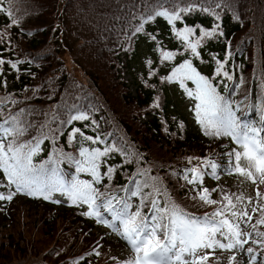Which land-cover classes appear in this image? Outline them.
Wrapping results in <instances>:
<instances>
[{
    "label": "trees",
    "instance_id": "trees-1",
    "mask_svg": "<svg viewBox=\"0 0 264 264\" xmlns=\"http://www.w3.org/2000/svg\"><path fill=\"white\" fill-rule=\"evenodd\" d=\"M143 2L152 7L157 2L165 8L170 5V0ZM0 3L8 7L9 0H0ZM12 3L13 13L21 19L24 31L9 28L11 43L6 39L5 44L0 45V56L20 62L19 70L4 65L0 74L14 90H6L7 87L0 84V99L11 95L16 101L0 105L5 114L0 115V120L5 119L9 111L16 114L23 109L20 119L31 125L25 138L36 136L39 126L46 124L59 129L55 148L72 152L77 158L81 146L79 137L72 144L67 139L72 127H80L88 135H99L108 145L139 153L143 158L142 166L151 169L150 175L162 178L171 199L197 216L211 213L217 205L201 206L191 200L190 193L186 195L189 186L171 173L174 170L179 174L189 167L187 157H209L219 165L217 178L211 176V169L206 170L204 177V187L216 189L211 198L220 201L223 189L233 199V210L246 201V184L238 181L236 173L225 171L227 153L242 149L231 137L204 135L200 124L197 129L190 127L171 109L170 94L173 88H179V83L163 81L160 77L167 76L178 61H161L160 52L143 33L131 39L130 49L127 47L122 32L128 31L131 37L130 25L139 23L140 11H147L140 8V0H12ZM133 4L137 6L135 20L132 19ZM8 21L5 14H0V33ZM193 21L210 27L212 17L197 11L187 17V22ZM220 24L226 39L206 41L200 59L193 58V64L213 80L218 92L232 101L242 121L264 128V112L261 111L264 106V0H232L231 7L221 12ZM177 26L182 24L177 22ZM144 27L158 36L166 50L179 47L180 42L170 34L164 17H155ZM121 44L124 47H118ZM123 51L126 52L125 65L121 60ZM140 51L144 61L138 68L135 61ZM213 57L224 62V70L232 75V80L215 73ZM121 67H127L137 81L136 97L131 96L121 80ZM150 68L157 74L148 76ZM187 87L194 89L195 85L189 81ZM157 97L160 107L153 108ZM77 109L89 113L90 119L61 126L60 121L66 120L69 112L75 114ZM144 114L153 117L149 124L141 123L140 117ZM92 120L96 121L95 125H91ZM85 123L90 126L83 128ZM83 146L103 148L105 145L83 142ZM41 147L42 151L34 157L37 163L46 160L53 150L51 139H45ZM123 160L119 152L108 158L109 163L117 166L113 185H126L137 171L135 161L125 163L121 169ZM59 168L65 179L76 174L74 165L67 162L61 163ZM79 178L91 179L87 173H80ZM0 182L6 183L2 174ZM6 191L0 187V192ZM260 193L264 195V191ZM58 195L55 193L54 199ZM131 199L134 211L138 201L135 197ZM83 210L71 205L58 209L52 201L22 193L14 195L11 201H0V264H121L125 259H121L120 253L128 242L111 228L97 224L94 218L81 215ZM258 216L259 210L254 213L252 224ZM257 227L264 231V225ZM248 246L258 248L251 240ZM128 254L126 259L133 257L131 252ZM228 257L209 255L204 264H228ZM248 259L242 251L236 254L233 264H248ZM262 259L264 257L258 253L256 264H261Z\"/></svg>",
    "mask_w": 264,
    "mask_h": 264
},
{
    "label": "snow or ice",
    "instance_id": "snow-or-ice-1",
    "mask_svg": "<svg viewBox=\"0 0 264 264\" xmlns=\"http://www.w3.org/2000/svg\"><path fill=\"white\" fill-rule=\"evenodd\" d=\"M231 3L232 0H202L201 3H197L196 0H170L169 7L165 8L159 2L152 7L151 4H144L143 0H140V8L147 11H140L139 23L130 25L132 36L129 37L126 30L122 32V36L130 49L131 39L143 33L160 52L161 61H178L171 67V72L160 79L178 82L186 94L194 98L195 117L204 135L231 137L242 149L241 151L232 149L227 153L228 164L225 171L246 175L253 183L258 176L259 182L264 184V135H262L264 128L242 121L233 109L232 101L218 92L213 80L203 75L193 64V58L200 59L206 41L225 38L220 24L221 12L226 7L230 8ZM13 7L12 0H9L8 7L0 3V14H5L9 18L8 25L3 33H0V45L5 44L6 39L7 43H11L9 28L16 27L18 31H24L21 19L13 13ZM136 8V4H133V20L137 19ZM197 11L212 17L210 27L197 24L195 21L187 22V17ZM155 17L166 19L170 26V34L180 42L178 48L166 50L154 32L145 30V24L153 21ZM177 22L182 26L178 27ZM213 59L216 63L215 73L229 81L232 80V75L224 70V62L215 57ZM19 63L0 56V74L3 73L4 65L19 70ZM151 63L149 61V64ZM156 74L154 68L149 69L148 76ZM189 81L195 85L194 89L187 87ZM0 84L7 87V81L2 75ZM224 87L227 88L228 85L225 84ZM236 88H239L238 84ZM159 100L157 97L152 104L153 108L160 107ZM8 102L16 103L11 95L0 99V105H6ZM261 111L264 112V106L261 107ZM23 112V109L16 114L9 111L6 118L0 120V174L2 180L6 181L0 182V187L7 189L6 192H0V201H11L14 195L22 193L56 204L67 202L71 206L83 208L81 215L94 218L97 224L111 228L131 245L134 256L125 259L121 264H204L208 260V254L197 255V250L214 247L229 251L242 250L249 257L248 264H256L258 253L264 257V252H261L264 250V231L257 227L264 225V195L259 190L256 191L258 207L253 206L251 212L256 213L259 210V216L255 223L250 225L251 231H242L241 222L247 228L253 217L247 211H231L234 207L233 199L223 189L221 200L217 201L211 198V193L216 189L203 186L207 169H211V176L217 178L216 170L219 165L214 160L209 157H187L189 167L184 168L179 174L174 170L171 173L178 175V178L189 186L186 195L190 193L191 200L201 206L217 205L211 213L197 216L185 211L171 199L162 178L159 175H150L151 169L142 166L143 158L139 153L134 154L124 148L108 145L99 135H88L82 128L72 127L67 139L68 143L72 144L79 137L81 146L77 158L72 152L55 148V138L59 129L41 124L36 136L25 138L31 125H26L20 119ZM0 115H5L3 108H0ZM89 119V113L77 109L75 114L69 112L68 118L60 123L62 126L64 123L72 124L74 121ZM95 124L96 121L92 120L91 125ZM89 126L85 123L83 128ZM45 139H51L53 150L46 160L37 163L34 157L42 151L41 145ZM83 142H90L92 145L104 143L105 146L85 147ZM115 152H119L124 158L120 164L121 169L125 163L133 161L138 166L134 176L129 177L128 183L123 186L112 183L117 166L115 163H109L108 158ZM241 158L247 161V167H241ZM193 160L196 161L195 165L192 164ZM65 162L75 167L76 174L72 175L71 179H65L59 168V165ZM80 173L89 174L91 179H80ZM55 193L65 197V200L54 199ZM133 197L138 201L134 211L131 199ZM236 199L239 200V197ZM248 199L251 202L252 198ZM226 212H230L232 217L239 216L241 222L230 220ZM250 240L251 244L257 245L258 248L253 246L245 248ZM93 251L95 252V249ZM95 254L99 255L98 252ZM235 260L236 252L232 251L228 257V264H233ZM261 264H264V259Z\"/></svg>",
    "mask_w": 264,
    "mask_h": 264
},
{
    "label": "rangeland",
    "instance_id": "rangeland-1",
    "mask_svg": "<svg viewBox=\"0 0 264 264\" xmlns=\"http://www.w3.org/2000/svg\"><path fill=\"white\" fill-rule=\"evenodd\" d=\"M144 61V55L142 53V51H140L135 64L138 68L142 67ZM125 79L128 80L130 83H133V78L131 76V74L126 75ZM134 88V87H133ZM190 89V88H189ZM172 93L170 94V100L172 101L173 105L171 107V109H173L172 111H174L175 115H178L179 118H181L182 120L186 121V123H188V125L190 127H195L198 122L196 120L195 117V112H194V98L193 97H189L186 92L184 91V89H182L181 87L179 88H173L172 89ZM146 114L142 115L140 117V120L145 117ZM144 120V119H143ZM145 121V120H144ZM244 167H247V163ZM240 176V180L243 181L246 186H247V195L248 198L251 197L252 200L251 202H249V200L247 201V203L245 205H243L241 208H239L238 210H236L235 212H243V211H247L249 213V215L252 216V212H251V208L254 206V203H252L253 200L256 199V191L257 190H261L262 188H264V184H261L259 182V177H256L255 183H253V181L249 180L247 178L246 175H242L239 174ZM61 200H65L64 198H59ZM249 202V203H248ZM58 207L60 209H64L67 207V202L61 203V204H57ZM230 220H235L236 222H241V218L239 216L237 217H232L231 214L229 216ZM250 223V222H249ZM248 227L246 228L243 223L241 222V230L245 231L247 230ZM218 239H221L219 236H217ZM232 251L238 252L241 250H236L233 249ZM232 251L226 250V249H219V248H213V249H198L196 254L197 255H204V254H208L209 255H227L230 256L232 254ZM129 252V249L127 247L124 248L123 251H121L120 253V257L121 259H126L127 258V253ZM126 254V255H125ZM134 256V252L132 250L131 253ZM187 258V257H186Z\"/></svg>",
    "mask_w": 264,
    "mask_h": 264
}]
</instances>
